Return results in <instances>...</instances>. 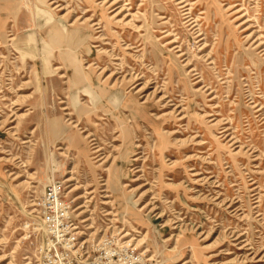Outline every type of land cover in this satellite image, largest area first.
<instances>
[{
    "label": "rangeland",
    "instance_id": "obj_1",
    "mask_svg": "<svg viewBox=\"0 0 264 264\" xmlns=\"http://www.w3.org/2000/svg\"><path fill=\"white\" fill-rule=\"evenodd\" d=\"M53 182L83 261L264 264V0H0V264Z\"/></svg>",
    "mask_w": 264,
    "mask_h": 264
},
{
    "label": "built area",
    "instance_id": "obj_2",
    "mask_svg": "<svg viewBox=\"0 0 264 264\" xmlns=\"http://www.w3.org/2000/svg\"><path fill=\"white\" fill-rule=\"evenodd\" d=\"M66 198L64 184L53 182L38 200L36 218L47 236L39 257L40 264H150L130 243L112 238L102 241L96 257L83 261L79 256L78 259L74 252L76 238L71 220L72 202H67Z\"/></svg>",
    "mask_w": 264,
    "mask_h": 264
},
{
    "label": "bare ground",
    "instance_id": "obj_3",
    "mask_svg": "<svg viewBox=\"0 0 264 264\" xmlns=\"http://www.w3.org/2000/svg\"><path fill=\"white\" fill-rule=\"evenodd\" d=\"M103 2V1H102ZM101 2V3H102ZM114 1H112V3H113ZM117 2V1H116ZM106 3V2H105ZM109 4H111V3H109ZM108 6V5H107ZM106 6V7H107ZM106 9V8H105ZM118 12V11H117ZM116 13V12H115ZM113 16V15H112ZM110 18V17H109ZM112 19V18H111ZM113 20V19H112ZM109 22V21H108ZM56 31H58L57 29H55L53 32H51V34H49V41L52 43V44H54L55 42H56V40H60L61 39V37L60 36H58V35H56ZM31 41H32V38H31ZM45 48V47H44ZM22 58H23V56H22ZM45 61H47L46 60V58H45ZM47 63V62H46ZM71 65H73V62L72 63H70V66ZM120 82V81H119ZM113 87V86H112ZM142 88V87H141ZM140 89V88H139ZM140 91V90H139ZM138 91V92H139ZM183 141V140H182Z\"/></svg>",
    "mask_w": 264,
    "mask_h": 264
}]
</instances>
